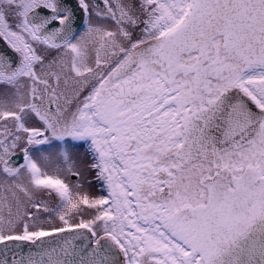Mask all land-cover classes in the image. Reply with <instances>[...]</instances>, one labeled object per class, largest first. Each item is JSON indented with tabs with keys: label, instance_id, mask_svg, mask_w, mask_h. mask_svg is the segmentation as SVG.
<instances>
[{
	"label": "snow or ice",
	"instance_id": "snow-or-ice-1",
	"mask_svg": "<svg viewBox=\"0 0 264 264\" xmlns=\"http://www.w3.org/2000/svg\"><path fill=\"white\" fill-rule=\"evenodd\" d=\"M0 264H264V0H0Z\"/></svg>",
	"mask_w": 264,
	"mask_h": 264
},
{
	"label": "flooded vegetation",
	"instance_id": "flooded-vegetation-1",
	"mask_svg": "<svg viewBox=\"0 0 264 264\" xmlns=\"http://www.w3.org/2000/svg\"><path fill=\"white\" fill-rule=\"evenodd\" d=\"M89 178H91V177H89Z\"/></svg>",
	"mask_w": 264,
	"mask_h": 264
}]
</instances>
